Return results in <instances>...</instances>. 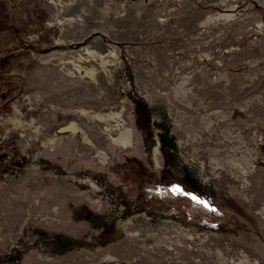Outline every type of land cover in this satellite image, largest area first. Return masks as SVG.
Masks as SVG:
<instances>
[{
  "label": "rangeland",
  "instance_id": "obj_1",
  "mask_svg": "<svg viewBox=\"0 0 264 264\" xmlns=\"http://www.w3.org/2000/svg\"><path fill=\"white\" fill-rule=\"evenodd\" d=\"M0 264H264V0H0Z\"/></svg>",
  "mask_w": 264,
  "mask_h": 264
},
{
  "label": "bare ground",
  "instance_id": "obj_2",
  "mask_svg": "<svg viewBox=\"0 0 264 264\" xmlns=\"http://www.w3.org/2000/svg\"><path fill=\"white\" fill-rule=\"evenodd\" d=\"M89 53V52H88ZM91 53V52H90ZM94 57V55L92 56ZM96 58L98 56H95ZM103 59V57H102ZM81 61V57H78V62ZM80 63V62H79ZM104 63V62H103ZM75 68L77 71H80L81 70V67H79V65L77 66V64H74ZM94 70V69H93ZM90 72V71H89ZM96 73L94 71L91 70V72L89 73L90 77H91V80H93V82L95 83V75ZM113 119H117L118 122L116 123V126H111L108 122L109 120H113ZM92 120L95 121V122H99V123H103L104 124V133L107 134L108 136L109 135H114L116 136L115 140L121 147L123 148H129L131 145H132V142H133V131L130 127L127 126V123H125V121L122 119V111H120L119 113H111L110 115L108 116H101V115H93L92 116ZM79 130L74 127V126H68L66 129L62 130V132H70L74 135L77 134ZM80 133H82V135L84 137H86L85 133L81 130L79 131ZM113 132H116L113 133ZM55 139V137H54ZM51 142V143H54L55 141ZM56 140V139H55ZM99 154H100V159L102 161H105L106 160V155L99 151Z\"/></svg>",
  "mask_w": 264,
  "mask_h": 264
},
{
  "label": "flooded vegetation",
  "instance_id": "obj_3",
  "mask_svg": "<svg viewBox=\"0 0 264 264\" xmlns=\"http://www.w3.org/2000/svg\"><path fill=\"white\" fill-rule=\"evenodd\" d=\"M66 128H67V126L59 128V130H58L57 132H55V134H54L55 137L58 139L57 134H59L60 136H63L65 133H67V132H62V130L66 129ZM33 132H34L35 134L39 133L38 128H34ZM11 137H12V136H11ZM10 141H12V139L10 140V137H9V136H6V143H9ZM50 141L52 142V139H51V140H50V138H49L48 140L45 139V140L42 142V147L53 146V145L56 144V142L51 143ZM55 146H57V144H56ZM5 161H6V160H5Z\"/></svg>",
  "mask_w": 264,
  "mask_h": 264
},
{
  "label": "snow or ice",
  "instance_id": "obj_4",
  "mask_svg": "<svg viewBox=\"0 0 264 264\" xmlns=\"http://www.w3.org/2000/svg\"><path fill=\"white\" fill-rule=\"evenodd\" d=\"M173 190H174V191H177V189H173ZM192 199H194V200H195V199H196V197H194V196H193V197H192ZM199 202H200V203H204L203 201H199ZM205 206H207V205H205Z\"/></svg>",
  "mask_w": 264,
  "mask_h": 264
},
{
  "label": "trees",
  "instance_id": "obj_5",
  "mask_svg": "<svg viewBox=\"0 0 264 264\" xmlns=\"http://www.w3.org/2000/svg\"><path fill=\"white\" fill-rule=\"evenodd\" d=\"M204 213H205V217H207V216H206L207 212L204 211Z\"/></svg>",
  "mask_w": 264,
  "mask_h": 264
}]
</instances>
